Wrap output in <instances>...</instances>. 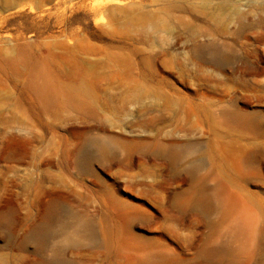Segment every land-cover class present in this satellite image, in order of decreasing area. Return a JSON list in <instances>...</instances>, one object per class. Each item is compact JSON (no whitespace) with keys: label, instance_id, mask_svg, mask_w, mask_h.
Returning <instances> with one entry per match:
<instances>
[{"label":"rangeland","instance_id":"obj_1","mask_svg":"<svg viewBox=\"0 0 264 264\" xmlns=\"http://www.w3.org/2000/svg\"><path fill=\"white\" fill-rule=\"evenodd\" d=\"M168 260L264 264V0H0V264Z\"/></svg>","mask_w":264,"mask_h":264},{"label":"bare ground","instance_id":"obj_2","mask_svg":"<svg viewBox=\"0 0 264 264\" xmlns=\"http://www.w3.org/2000/svg\"><path fill=\"white\" fill-rule=\"evenodd\" d=\"M98 146L100 150H105L106 145L104 143H98ZM214 195H212L208 191H201L200 194L197 197V200L199 203H201L203 206H211L214 202ZM170 260L164 262V264H169Z\"/></svg>","mask_w":264,"mask_h":264}]
</instances>
